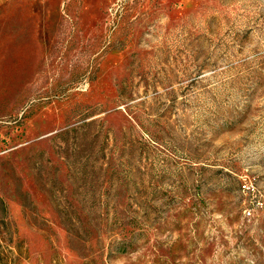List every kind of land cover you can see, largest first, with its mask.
Wrapping results in <instances>:
<instances>
[{
	"label": "rangeland",
	"instance_id": "obj_1",
	"mask_svg": "<svg viewBox=\"0 0 264 264\" xmlns=\"http://www.w3.org/2000/svg\"><path fill=\"white\" fill-rule=\"evenodd\" d=\"M0 264H264V0H0Z\"/></svg>",
	"mask_w": 264,
	"mask_h": 264
},
{
	"label": "built area",
	"instance_id": "obj_2",
	"mask_svg": "<svg viewBox=\"0 0 264 264\" xmlns=\"http://www.w3.org/2000/svg\"><path fill=\"white\" fill-rule=\"evenodd\" d=\"M244 188H246V186H244Z\"/></svg>",
	"mask_w": 264,
	"mask_h": 264
}]
</instances>
